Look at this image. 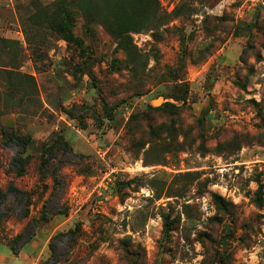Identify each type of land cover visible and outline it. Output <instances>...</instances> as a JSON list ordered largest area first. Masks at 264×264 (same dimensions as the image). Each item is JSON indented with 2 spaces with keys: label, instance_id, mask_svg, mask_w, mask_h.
<instances>
[{
  "label": "rangeland",
  "instance_id": "374dc122",
  "mask_svg": "<svg viewBox=\"0 0 264 264\" xmlns=\"http://www.w3.org/2000/svg\"><path fill=\"white\" fill-rule=\"evenodd\" d=\"M157 1L0 0V263L264 264V0Z\"/></svg>",
  "mask_w": 264,
  "mask_h": 264
},
{
  "label": "trees",
  "instance_id": "16d2710c",
  "mask_svg": "<svg viewBox=\"0 0 264 264\" xmlns=\"http://www.w3.org/2000/svg\"><path fill=\"white\" fill-rule=\"evenodd\" d=\"M138 4L140 7H143V9H147L149 11H152L153 15H155L157 12L160 11V4L157 0H135V6H134L135 10H136V7ZM139 6H138V8H139ZM65 12H66V14H68L67 10H65ZM165 23H161V25H164ZM139 31H140V28H132V27L124 28L123 30H119L118 31L119 34L117 36L118 40L121 44L126 43L127 40H130L128 33H132V32L139 33ZM27 78L32 79L28 76H27ZM171 107L178 109V107H176V106H171ZM11 140L14 142H17L21 146V151L18 152L16 158H14V160L12 162V167H13V169H15L17 171V174L24 175L26 173L27 167L30 165L31 160L33 159V157H31V156H28L26 158H23V156H22L23 153L25 152L26 145H28L29 142H28V140L21 139L19 135L12 136ZM63 146L69 148V146L66 143L63 144ZM59 151L60 150L57 149L56 146H51V147L47 148V150L44 151V153L41 156V164L39 165V167L37 169H39L40 172H42L44 169L49 171V169L52 165L51 162H53V160L54 161L56 160V158H57L56 154L59 153ZM46 156H49V157L46 158ZM53 181H54L55 186H56V187L54 186L55 187L54 190H56L57 186H59L61 183L59 182L57 176H55V175L53 176ZM259 191H261V190H259ZM9 194H14L18 200H20L21 202H25V204H27L26 203L27 201H30L29 200L30 199L29 198V196H30L29 191L19 188V186H17L13 182H11L10 184L7 185V194H5V196L2 199L5 200L6 196H8ZM214 201L222 209H224L225 208L224 206L227 205L226 201L221 196H218V195H214ZM46 207H47L46 205L43 206L44 210H43L42 215L40 216L39 220H35V219L31 220L32 224L37 226L39 221H42V222L49 221V217L47 216V213H46ZM58 213L67 216L68 215L67 206L64 207V209L61 208ZM24 216L25 217L29 216V209H28L27 205H26ZM8 217H9V215L7 213L1 212L0 213V223H2L3 219H5V218L7 219ZM78 225L79 224H77V226ZM77 226H76V231L71 230L67 233L69 241H72L76 237H78L77 230L79 228H77ZM21 238L22 237L19 236L18 239L16 240V242L13 243V245H12L13 250H17L16 248H17V245L20 243ZM220 264H223L222 256H220Z\"/></svg>",
  "mask_w": 264,
  "mask_h": 264
},
{
  "label": "crops",
  "instance_id": "0c3cea01",
  "mask_svg": "<svg viewBox=\"0 0 264 264\" xmlns=\"http://www.w3.org/2000/svg\"><path fill=\"white\" fill-rule=\"evenodd\" d=\"M13 258H15V255L12 256ZM9 258V257H8ZM17 259L22 258L23 260H25L23 253H19L18 257H16ZM7 258H5V261L3 263L0 264H4L6 262Z\"/></svg>",
  "mask_w": 264,
  "mask_h": 264
}]
</instances>
